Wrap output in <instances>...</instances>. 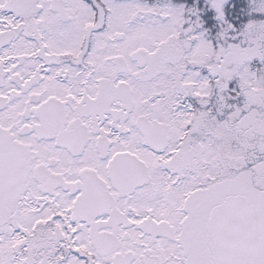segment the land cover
Instances as JSON below:
<instances>
[{
  "label": "snow or ice",
  "instance_id": "6c2138e0",
  "mask_svg": "<svg viewBox=\"0 0 264 264\" xmlns=\"http://www.w3.org/2000/svg\"><path fill=\"white\" fill-rule=\"evenodd\" d=\"M0 264H264V0H0Z\"/></svg>",
  "mask_w": 264,
  "mask_h": 264
}]
</instances>
